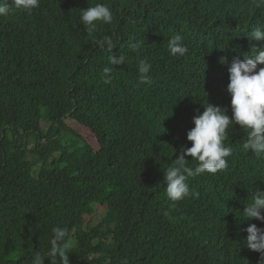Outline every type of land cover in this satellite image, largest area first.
Here are the masks:
<instances>
[{"label":"trees","instance_id":"obj_1","mask_svg":"<svg viewBox=\"0 0 264 264\" xmlns=\"http://www.w3.org/2000/svg\"><path fill=\"white\" fill-rule=\"evenodd\" d=\"M97 3L113 13L94 34L112 37V53L80 22ZM259 24L264 0H40L31 14L0 17V264H31L55 227L68 229L69 264H258L245 229L264 223L241 212L264 191V159L243 150L239 125L228 130L227 168L188 178L198 199L173 203L163 182L203 104L231 116L219 61L264 47L247 37ZM176 34L184 56L168 50ZM137 41L138 54L128 49ZM111 54L126 60L106 76Z\"/></svg>","mask_w":264,"mask_h":264},{"label":"clouds","instance_id":"obj_2","mask_svg":"<svg viewBox=\"0 0 264 264\" xmlns=\"http://www.w3.org/2000/svg\"><path fill=\"white\" fill-rule=\"evenodd\" d=\"M40 0H0V17L9 14L15 7L25 13L31 14L38 9ZM113 13L107 4L97 3L87 9H80V22L84 31L93 38L94 44L100 49H106L110 53L116 47L111 36L105 35L102 39H96L94 34L100 24H111ZM250 41L257 44L264 43V24H259L247 33ZM142 42L128 44V49L139 53ZM172 56H184L188 48L179 34L173 35L167 44ZM254 50V51H253ZM253 54L239 56L232 59L229 64L226 57H221L220 63L227 65L229 83L227 92L231 97V116L228 111L211 103L203 104L204 111L197 112L192 123L194 127L187 132V141L191 146H181L178 158L164 171L165 195L173 203L186 197L199 198V193L190 191L188 178L202 174H216L228 166L226 159L232 155V148L225 146L230 126L239 125L246 133L242 148L246 152H252L257 158L264 159V47H252ZM125 55L118 58L111 54L108 63L103 67V73L108 76L114 69L125 63ZM152 65L146 60L139 61L137 71L139 82L148 84L151 82L150 72ZM109 83L110 80H106ZM195 163V167L187 164L188 159ZM245 221H260L264 223V191L258 188L251 195V201L244 208ZM247 236L244 245L251 251L259 253L258 264H264V228L256 223H249L245 229ZM50 240V248L45 252L36 251L31 264H44L46 257L51 261L59 259V264H69V257L65 256V249L70 248L69 232L67 228L55 227ZM127 264V261H123Z\"/></svg>","mask_w":264,"mask_h":264},{"label":"rangeland","instance_id":"obj_3","mask_svg":"<svg viewBox=\"0 0 264 264\" xmlns=\"http://www.w3.org/2000/svg\"><path fill=\"white\" fill-rule=\"evenodd\" d=\"M103 217H104V212L103 211L95 213L93 215V217L90 218L89 226L91 228L97 226L102 221ZM88 220H89V218H87V221Z\"/></svg>","mask_w":264,"mask_h":264}]
</instances>
